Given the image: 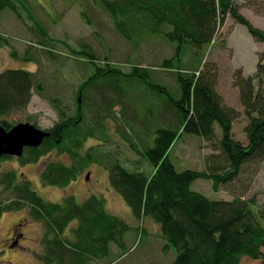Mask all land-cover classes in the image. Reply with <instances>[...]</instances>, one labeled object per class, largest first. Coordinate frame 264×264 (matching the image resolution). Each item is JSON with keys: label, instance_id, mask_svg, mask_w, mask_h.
<instances>
[{"label": "trees", "instance_id": "1", "mask_svg": "<svg viewBox=\"0 0 264 264\" xmlns=\"http://www.w3.org/2000/svg\"><path fill=\"white\" fill-rule=\"evenodd\" d=\"M15 1L0 0V14L8 8L13 10ZM100 2L112 17L116 31L133 50H139L147 37L161 36L176 43L173 44L175 56L164 59L161 66L173 70L178 88L153 82L151 67H144L141 62H132V67L129 65L130 69L124 71L108 59L103 61L89 48L81 51L88 57V67L93 65L91 75L79 86L74 105H65L62 97L51 99L58 120L52 126L42 128L49 131L50 136L40 146L29 148L22 162H38L55 150L59 154H68L78 163L50 161L41 175L43 184L66 186L83 169L82 163L87 157L93 160L92 151L94 154L96 150L100 151L98 145L81 150L87 139L96 137L107 141L110 135L107 120L119 117L117 119L124 125L121 136L133 151L147 155L153 172L148 175L143 171H130L123 165L122 158L107 150V156L111 157L106 163L109 181L134 213L152 216L160 224L163 237L178 250L177 258L168 264H241L244 256L262 258L264 205L258 204L254 197L239 196L233 188L232 200H214L194 190L192 185L194 181L204 179L211 181L217 190L240 176L246 163L260 164L264 160V51L259 52L255 73L247 75L240 67L234 74L247 116L246 144L236 139L232 131L234 121L242 112L223 101L216 88L217 73L206 69V52H200L201 64L196 68L183 66L181 60L185 43L200 49L215 43L219 26L228 15L246 25L252 36L263 42L264 29L255 26L242 13L236 0ZM3 39L0 34V42ZM98 60L103 61L104 66L100 67ZM37 79L35 72L25 69L0 71V114L6 117L27 109L33 89L41 87ZM144 88L147 92L165 96L167 109L163 118L155 120L151 112L149 116L139 118L138 109L133 107L132 111L127 96L131 91L141 95ZM173 91H179V97ZM119 105H122L124 119L116 113ZM5 122L8 128L13 125L11 120ZM216 123L221 127L222 137L216 131ZM184 133L204 136L217 150L206 156L204 169L178 170L172 161L171 153ZM2 173L0 185L5 187L3 191L15 193L16 197L6 202L0 197V217L5 211L29 206L30 216L43 223L42 239L48 251L41 259L49 263L88 264L91 256L108 253L109 243L120 241L130 228L129 222L108 212L102 197L91 195L80 202L75 195H68L62 202H53L42 197L32 182L19 176L16 170ZM74 220L78 221L74 229L76 234L67 237L66 231Z\"/></svg>", "mask_w": 264, "mask_h": 264}, {"label": "rangeland", "instance_id": "2", "mask_svg": "<svg viewBox=\"0 0 264 264\" xmlns=\"http://www.w3.org/2000/svg\"><path fill=\"white\" fill-rule=\"evenodd\" d=\"M236 2L255 26L264 29V0ZM112 21L100 0H16L13 10H4L0 14V34L4 37L3 42H0V71L12 68L33 71L41 87L39 90L33 89L27 109L12 112L3 118L20 123L33 116V120L37 119L41 128L52 126L58 120V112L51 99L63 98L65 105H74L79 86L92 73L93 65L88 67V57L81 52L88 51V48L103 61L108 59L111 64L121 66L124 71L130 69L129 65L132 67V62H141L142 66L151 67L153 82L177 89L178 80L174 77L173 70L161 66L164 59L175 56L176 43L161 36L147 37L139 50H133L132 45L116 31ZM219 27L215 43L209 47L200 49L192 43H185L181 61L183 66L196 68L201 64L200 52H206V69L217 73L216 88L223 96V101L242 112L234 121L232 131L236 139L246 144L248 139L244 127L247 116L240 102L234 74L240 67L247 75L256 71L259 52L264 51V42L257 40L246 25L229 15ZM103 61L98 60L97 64L102 67ZM144 91L147 96L145 92L139 95L134 91L127 96L126 101L132 111L133 107L137 108L139 118L149 116V112L155 115V120L163 118L167 109L165 96L149 89L147 92L145 88ZM173 93L176 97L180 95L179 91ZM116 113H120L124 119L122 105L117 106ZM117 118L119 117L107 120V133H110L107 141H100L96 137L87 139L81 150L86 151L92 149L93 145H98L100 151L96 150L95 154L92 151L93 157H90L93 160L87 157L82 163L83 169L66 186L46 185L40 178L45 159L67 164L78 163L68 154H59L58 150L44 155L43 161L29 165H21L15 160H3L0 176L3 171L8 170H17L19 176H24V172L33 188L42 197L53 202H62L68 195H75L78 201L83 202L91 195H97L105 199L108 212L129 222L130 228L121 240H112L108 253L91 256L88 264L171 263L177 258L178 250L163 237L160 224L152 216L134 213L124 196L109 181L106 163L111 157L107 156V150H111L117 158H122L123 165L130 171H143L148 175L153 172L147 155L133 151L121 136L120 130L124 125ZM216 131L222 137L218 123ZM215 151L217 152L204 136L184 133L176 142L171 158L178 170L204 169L206 156ZM240 173L234 181L226 184L228 186L222 185L217 190L211 181L204 179L194 181L192 187L214 200H232L233 188L239 196L254 197L258 204L264 205V160L260 164L246 163L244 171L241 170ZM1 188L5 187L0 185ZM4 195L2 197L0 194L4 202L16 197L15 193L11 194L9 191H5ZM28 211L29 206H25L21 210L5 211L0 217V264H56L41 259L48 251L42 239L43 223L31 217ZM18 223L25 224L21 229L24 237L18 245L10 247L11 240L6 241V238L16 230ZM77 223V220L72 221L66 231L67 237L76 234L74 229ZM241 264H264V256L259 259L244 256Z\"/></svg>", "mask_w": 264, "mask_h": 264}, {"label": "water", "instance_id": "3", "mask_svg": "<svg viewBox=\"0 0 264 264\" xmlns=\"http://www.w3.org/2000/svg\"><path fill=\"white\" fill-rule=\"evenodd\" d=\"M48 135L47 131L31 122H20L9 131L0 123V156L4 153L21 155L24 146H39Z\"/></svg>", "mask_w": 264, "mask_h": 264}, {"label": "flooded vegetation", "instance_id": "4", "mask_svg": "<svg viewBox=\"0 0 264 264\" xmlns=\"http://www.w3.org/2000/svg\"><path fill=\"white\" fill-rule=\"evenodd\" d=\"M3 117H5L4 115H2L1 114V124H2V126H4L5 127V129L6 130H11V128L13 127V126H15L16 124H18V123H13L12 121H11V123L13 124L10 128H8V126L6 125V123L7 122H5V120H7V121H9L8 119H5V118H3ZM33 116H31V118L28 120V121H25V122H31V123H33V124H35L36 125V123L35 122H37V124L38 125H36L37 127H39V123H38V120L37 119H34L33 120ZM37 120V121H36ZM41 128V127H40ZM47 132H49V131H47ZM50 136V133H49V135L48 136H45V138H44V140L47 138V137H49ZM43 140V141H44ZM43 143V142H42ZM41 143V144H42ZM40 144V145H41ZM39 145V146H40ZM34 147H38V146H30V145H26V146H24V148H23V152H22V154L21 155H17V154H15V155H12V154H8V153H4V154H1V156H0V160H1V163H2V161L3 160H11V161H18V162H20L21 163V165H29V164H34L35 163V161L33 162L32 160L31 161H25V162H22V160L21 159H23V157L26 155L27 156V151L29 150V148H34ZM40 161H43V159H42V157L40 158V160H38V162H40ZM45 161H46V163H44V165H43V168H42V170H41V172H40V178H41V175H42V172L45 170V167L50 163V161H53L52 159H48V160H46L45 159ZM37 163V162H36ZM15 167H13V169H14ZM17 171V170H16ZM23 175H24V179L25 180H29V181H31L30 179H29V177L27 176V175H25V173L23 172ZM41 180H42V178H41ZM43 182V181H42ZM4 188H1L0 189V194H1V196L2 197H4L5 195H4ZM2 197H1V199H2ZM5 213V212H4ZM25 224H23V223H18V225L16 226V230H14L11 234H10V236H8L7 238H6V241H10L11 240V242H10V247H14V246H16V245H18L17 243L18 242H20V240H21V238H23L24 237V232L21 230L22 229V227L24 226Z\"/></svg>", "mask_w": 264, "mask_h": 264}, {"label": "crops", "instance_id": "5", "mask_svg": "<svg viewBox=\"0 0 264 264\" xmlns=\"http://www.w3.org/2000/svg\"><path fill=\"white\" fill-rule=\"evenodd\" d=\"M253 73H255V72H253ZM253 73H250V74H248V75H251V74H253Z\"/></svg>", "mask_w": 264, "mask_h": 264}]
</instances>
